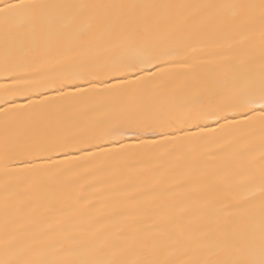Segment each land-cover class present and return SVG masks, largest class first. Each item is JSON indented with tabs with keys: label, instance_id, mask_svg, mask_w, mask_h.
Listing matches in <instances>:
<instances>
[{
	"label": "snow or ice",
	"instance_id": "1",
	"mask_svg": "<svg viewBox=\"0 0 264 264\" xmlns=\"http://www.w3.org/2000/svg\"><path fill=\"white\" fill-rule=\"evenodd\" d=\"M0 32L5 92L27 98L0 100L17 221L0 264H264V0H0ZM132 158L163 163L136 175ZM68 174L91 191L59 182ZM103 187L119 199H99Z\"/></svg>",
	"mask_w": 264,
	"mask_h": 264
},
{
	"label": "bare ground",
	"instance_id": "2",
	"mask_svg": "<svg viewBox=\"0 0 264 264\" xmlns=\"http://www.w3.org/2000/svg\"><path fill=\"white\" fill-rule=\"evenodd\" d=\"M46 2L50 3H63V2H84V3H115V2H122V3H129V2H151V3H232V2H250V3H259V0H46ZM252 54L255 59L254 64V70L256 72L259 71L260 66V57H261V49L259 45V39L257 37L255 46L252 49ZM17 59V58H13ZM24 59H28V57H25ZM4 64V49H3V38H2V32H0V100H2L4 97L10 98V100H14L16 104H26L27 98L25 96L21 95H13L10 92H5V89L8 88L12 81L10 78L4 75L2 69ZM219 88L223 90L225 94L229 91V85L227 83H221L218 85ZM54 95L55 93H50ZM9 104L0 103V108H7L9 107ZM93 118L95 119H105V114L103 112H97L93 114ZM242 118V117H241ZM4 117L3 115H0V239L3 238L5 228L7 226L9 232L16 226L17 221L12 216H5V191L4 186L6 182V177L3 171V143H4V126H3ZM210 123V126L212 129L216 127L214 123ZM22 133V130H18ZM193 131H198V129H193ZM137 141L134 138H126V143L134 144ZM253 144V153L252 155L258 162L261 155V142H260V133L259 128L257 126V132L256 135L252 139ZM65 157L58 156L57 159L63 160ZM163 161H158L150 158H132L127 161L128 165H131V171L136 175H143V170L145 168H148L152 165L161 164ZM15 167H19V165H16ZM10 183H13L12 178H8ZM44 182L55 184L58 182L57 178L55 177H44ZM59 182H63L65 184H69L72 187H81L83 186L88 191H91V189H88V185L85 183L82 179H77L76 177L72 176L71 174H68L64 177L59 178ZM111 183L115 185L116 187L122 186V177L119 175L113 176L111 178ZM20 189L25 191L27 193V196L32 198L33 200H38L40 197L44 195V193L41 191V189L36 185H28V184H21ZM99 199L104 200L108 199L112 202H116L119 197L120 193L118 191H115L111 187H103V190L96 194ZM25 221L30 219V217H25ZM256 227H259V224L257 222ZM129 260H134L138 258L143 257H137L135 255H129L126 257Z\"/></svg>",
	"mask_w": 264,
	"mask_h": 264
}]
</instances>
